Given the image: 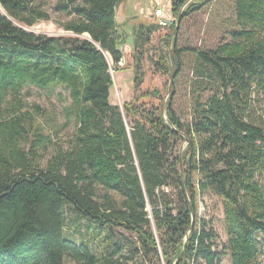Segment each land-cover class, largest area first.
Wrapping results in <instances>:
<instances>
[{
    "label": "trees",
    "instance_id": "trees-1",
    "mask_svg": "<svg viewBox=\"0 0 264 264\" xmlns=\"http://www.w3.org/2000/svg\"><path fill=\"white\" fill-rule=\"evenodd\" d=\"M124 0H63L54 9L73 36L27 32L51 20L35 0H0V264H264V0H235L241 28L214 47L173 50L175 79L192 59L190 122L159 91L122 108L110 103L113 66L123 59L117 9ZM171 0L185 19L202 10ZM183 10V11H182ZM140 24V57L160 27ZM87 36V37H86ZM170 58V56H169ZM171 60V58H170ZM137 60V70L140 69ZM163 55L157 62L171 72ZM136 86L142 79L135 77ZM28 87H62L70 103L62 126L71 141L48 156L55 124L50 110H27ZM222 202L227 241L199 218L200 198ZM71 207L96 236L122 229L136 237L126 254L113 244L106 257L65 236Z\"/></svg>",
    "mask_w": 264,
    "mask_h": 264
},
{
    "label": "rangeland",
    "instance_id": "rangeland-1",
    "mask_svg": "<svg viewBox=\"0 0 264 264\" xmlns=\"http://www.w3.org/2000/svg\"><path fill=\"white\" fill-rule=\"evenodd\" d=\"M63 0H35V3L42 2L45 10L51 16L49 21H41L31 28H24L27 32L47 37L73 36L65 32L59 22L70 20V17L55 11L54 7ZM193 5L197 6L202 2H207L206 6L195 12L194 15L182 18L179 31V48H203L214 47L221 41V37L227 32L241 28L242 25L236 18L235 0H190ZM162 12V18L168 26H161L151 39L150 46L144 51V56L139 58L137 52L134 51V35L140 28V24H154L158 18L155 13ZM183 11V10H182ZM118 32L120 36L119 49L122 52L123 59L118 67L113 66L110 57L109 64L111 66V74L113 79V87L110 92V103L122 108L126 103H130L135 97L146 96L154 91H159L160 97L164 103L169 100L173 88L176 89L175 108L185 123L190 122L192 117L193 93L191 90L192 79V59L185 58L186 67L184 72L178 79H175L172 89L169 93V82L171 72L165 74L156 64L164 55L168 60V66L171 67L170 49L173 54L175 40L177 34H174L178 21L177 14L172 13L171 0H124L118 6L117 12ZM181 15V14H180ZM179 15V16H180ZM159 21V20H158ZM159 23V22H158ZM87 37V36H86ZM137 60L140 62V69L136 71ZM174 61V57H173ZM176 68L174 66V72ZM142 79V85L137 87L135 77ZM21 98L27 104L26 111H31L34 105L44 110H50L53 114L55 124L61 126H48V131L59 130V134L54 136V143L50 146L47 156L53 152L58 146H66L71 141V137L75 132V126L64 125L65 118L63 116V108L70 103L68 93L58 87L49 91H43L37 87H28L21 94ZM168 102V101H167ZM164 105V104H163ZM166 105V104H165ZM264 110V101L261 103ZM32 112V111H31ZM14 114L3 110L0 113V122L9 120ZM165 116V115H164ZM167 119V117H166ZM199 218L207 225L208 230H212L217 236V243L224 244L227 237L224 230V214L223 206L217 197L205 195L200 198L198 206ZM65 236L77 243H90L94 254L98 257H106L108 250L113 244L124 247V252H130L136 247V237L134 234L126 232L122 229H114L109 233L103 231L101 236H96L88 227V221L83 220L71 208L66 210V227ZM74 264V263H71ZM222 264H232L229 255L222 259Z\"/></svg>",
    "mask_w": 264,
    "mask_h": 264
},
{
    "label": "water",
    "instance_id": "water-1",
    "mask_svg": "<svg viewBox=\"0 0 264 264\" xmlns=\"http://www.w3.org/2000/svg\"><path fill=\"white\" fill-rule=\"evenodd\" d=\"M181 20H182V16L180 15L179 18H178L177 24H176V28H175L174 34L172 35V38L170 39V44L173 41V37L179 31V27H180V24H181ZM170 58H171V77H170V82H169V93H170V91L172 89V85H173V81H174V74H175V72H174L173 54L171 52V49H170ZM163 114L165 115V119H166L165 103L163 105ZM182 256H183V254L180 256V258L177 260V262L175 264H178V262L180 261V259L182 258Z\"/></svg>",
    "mask_w": 264,
    "mask_h": 264
},
{
    "label": "built area",
    "instance_id": "built-area-1",
    "mask_svg": "<svg viewBox=\"0 0 264 264\" xmlns=\"http://www.w3.org/2000/svg\"><path fill=\"white\" fill-rule=\"evenodd\" d=\"M155 15H156V17L158 18V20H159V24L161 25V26H168V25H166V22L163 20V18H162V12L161 11H157L156 13H155ZM122 62V61H121ZM121 62H120V64H121Z\"/></svg>",
    "mask_w": 264,
    "mask_h": 264
},
{
    "label": "crops",
    "instance_id": "crops-1",
    "mask_svg": "<svg viewBox=\"0 0 264 264\" xmlns=\"http://www.w3.org/2000/svg\"><path fill=\"white\" fill-rule=\"evenodd\" d=\"M116 21H117V18H116ZM118 25V24H117Z\"/></svg>",
    "mask_w": 264,
    "mask_h": 264
}]
</instances>
